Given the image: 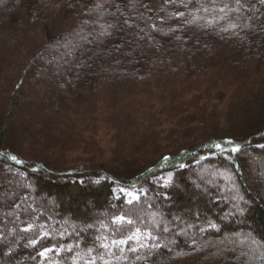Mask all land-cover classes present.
<instances>
[{
	"label": "trees",
	"instance_id": "1",
	"mask_svg": "<svg viewBox=\"0 0 264 264\" xmlns=\"http://www.w3.org/2000/svg\"><path fill=\"white\" fill-rule=\"evenodd\" d=\"M257 162L261 0H0V264H264Z\"/></svg>",
	"mask_w": 264,
	"mask_h": 264
},
{
	"label": "rangeland",
	"instance_id": "2",
	"mask_svg": "<svg viewBox=\"0 0 264 264\" xmlns=\"http://www.w3.org/2000/svg\"><path fill=\"white\" fill-rule=\"evenodd\" d=\"M257 164H258V167H259V170L260 171H262L261 172V174H264V163H259V162H257ZM247 176L250 178V180H251V183L253 182V180H255V175H254V173H253V166H250V168H249V171L247 172ZM259 178H261L262 180L261 181H264L263 180V177L259 174V175H257ZM226 177H228V178H230V176L229 175H227ZM218 179H219V176L217 177ZM211 180H215V178H211ZM208 185H211V184H209L208 183ZM213 185V184H212ZM234 191V190H233ZM229 197V196H228ZM230 199H232V201H234V203H235V205L234 206H232V207H230V209H231V212L232 213H238L239 214V206H238V202L237 201H235L234 200V196L233 195H231L230 197H229ZM50 203V202H49ZM50 205V204H49ZM55 208H57L58 206L57 205H53ZM232 217V214L231 213H227V217H224V219H223V221L225 220H228L229 218H231ZM228 218V219H227ZM183 223V222H182ZM166 226V229L167 230H172L173 232H175V235H183L184 233H185V230H178V228L177 227H175V226H169V225H165ZM190 231V228H188V229H186V232H189ZM170 241V240H169ZM172 241V240H171Z\"/></svg>",
	"mask_w": 264,
	"mask_h": 264
},
{
	"label": "snow or ice",
	"instance_id": "3",
	"mask_svg": "<svg viewBox=\"0 0 264 264\" xmlns=\"http://www.w3.org/2000/svg\"><path fill=\"white\" fill-rule=\"evenodd\" d=\"M240 2V0H236V3H239ZM261 2L262 3H264V0H261ZM98 7H100V5H98ZM221 11H224V9L222 8L221 9ZM103 27V26H102ZM233 27H235V25H233ZM106 34H109V33H107V30H104V31H102L101 32V35H106ZM229 143H231V142H229ZM215 147H217V148H220V147H222L221 145H219V144H217V145H215ZM232 151H238L239 149L238 148H236V147H233L232 149H231ZM10 159H12L13 161H16L17 163H20L21 161H19L18 159H17V157L16 156H11L10 157ZM123 217H120L119 218V220L120 221H123ZM211 227H215V225H210ZM31 227V226H30ZM26 230H28V229H26ZM151 234L149 233V236H150ZM134 237H129L128 238V240H131V239H133ZM128 241L127 240H120V241H113L112 243H113V245H117V244H125V243H127ZM33 243H35V241H33ZM103 247H107V245H103ZM49 251H53L52 249H45V251L44 252H42V253H40V255L41 256H45L46 255V253L47 252H49ZM132 251H135V249H132ZM100 259H103V257H100ZM89 264H95V260L93 259V260H91L90 262H89ZM104 264H109V262L108 261H104Z\"/></svg>",
	"mask_w": 264,
	"mask_h": 264
}]
</instances>
